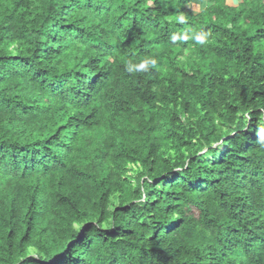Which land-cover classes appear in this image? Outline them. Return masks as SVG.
<instances>
[{"label": "trees", "instance_id": "obj_1", "mask_svg": "<svg viewBox=\"0 0 264 264\" xmlns=\"http://www.w3.org/2000/svg\"><path fill=\"white\" fill-rule=\"evenodd\" d=\"M0 0V264H264V0Z\"/></svg>", "mask_w": 264, "mask_h": 264}, {"label": "rangeland", "instance_id": "obj_2", "mask_svg": "<svg viewBox=\"0 0 264 264\" xmlns=\"http://www.w3.org/2000/svg\"><path fill=\"white\" fill-rule=\"evenodd\" d=\"M204 0H192L188 5L187 9L190 10L193 13H198L203 6Z\"/></svg>", "mask_w": 264, "mask_h": 264}]
</instances>
